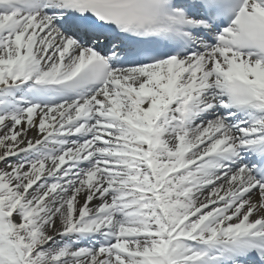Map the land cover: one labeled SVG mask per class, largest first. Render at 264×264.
<instances>
[{
    "label": "snow or ice",
    "instance_id": "6c2138e0",
    "mask_svg": "<svg viewBox=\"0 0 264 264\" xmlns=\"http://www.w3.org/2000/svg\"><path fill=\"white\" fill-rule=\"evenodd\" d=\"M0 264H264V0H0Z\"/></svg>",
    "mask_w": 264,
    "mask_h": 264
}]
</instances>
